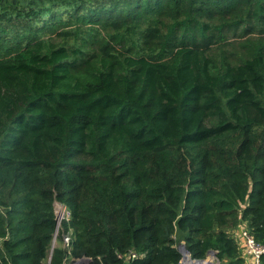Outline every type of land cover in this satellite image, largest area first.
Returning <instances> with one entry per match:
<instances>
[{
    "label": "trees",
    "instance_id": "16d2710c",
    "mask_svg": "<svg viewBox=\"0 0 264 264\" xmlns=\"http://www.w3.org/2000/svg\"><path fill=\"white\" fill-rule=\"evenodd\" d=\"M243 221L264 243V0H0V264H245Z\"/></svg>",
    "mask_w": 264,
    "mask_h": 264
},
{
    "label": "built area",
    "instance_id": "2783aa9c",
    "mask_svg": "<svg viewBox=\"0 0 264 264\" xmlns=\"http://www.w3.org/2000/svg\"><path fill=\"white\" fill-rule=\"evenodd\" d=\"M63 207V212L57 213L56 210L58 223H61L62 219H68L70 217V211L65 206ZM233 236L236 238L240 245V252L245 259V264H264V243L256 240L254 234L250 231L245 221L241 222L238 227L233 231ZM70 238V234L64 235V240L66 244L70 242ZM118 254L120 257L125 259L124 264H129L130 260L143 255L142 253L139 254L134 251H129L124 254ZM184 256L186 259L182 257V261L180 264H196V261L188 257V254ZM73 259L75 260L77 258Z\"/></svg>",
    "mask_w": 264,
    "mask_h": 264
},
{
    "label": "water",
    "instance_id": "95a60500",
    "mask_svg": "<svg viewBox=\"0 0 264 264\" xmlns=\"http://www.w3.org/2000/svg\"><path fill=\"white\" fill-rule=\"evenodd\" d=\"M56 233H57V229H56V232H55V237H56ZM55 237H54V240H55ZM53 246H54V241H53ZM179 247H180V250H181V252L183 254V258H185L184 255H187L188 254V257H190L192 260L196 261V264H208V262H206L208 260L206 257L205 258H194V257H192L189 249H187V247L185 246V244L181 243V245ZM216 253H217V250L210 249L208 251V253H207V256H209V255H216ZM90 260H91V257H89V256H83V257H79V258L75 259L72 264H82L83 262H85L87 264H90Z\"/></svg>",
    "mask_w": 264,
    "mask_h": 264
},
{
    "label": "rangeland",
    "instance_id": "374dc122",
    "mask_svg": "<svg viewBox=\"0 0 264 264\" xmlns=\"http://www.w3.org/2000/svg\"><path fill=\"white\" fill-rule=\"evenodd\" d=\"M59 205H62L60 202H56L55 203V208H56V210H57V213H60V212H63V210H64V205H62V206H59ZM58 227H59V229H60V225H58ZM59 229L57 230V233L59 232ZM57 233H56V237H55V240H54V245H59L61 242H59V240H57ZM64 244H65V242H64ZM211 255H209V256H206V258L208 259V261H211L212 262V260H209V257H210ZM183 257V256H182ZM205 258V257H204ZM182 261V260H181ZM74 262V259L72 258V259H70L69 260V263L70 264H72ZM82 264H86L85 262H83Z\"/></svg>",
    "mask_w": 264,
    "mask_h": 264
},
{
    "label": "crops",
    "instance_id": "0c3cea01",
    "mask_svg": "<svg viewBox=\"0 0 264 264\" xmlns=\"http://www.w3.org/2000/svg\"><path fill=\"white\" fill-rule=\"evenodd\" d=\"M209 260H212V263L213 264H219L220 263V261L218 260V258H216V255H211L210 257H209ZM211 262V261H210Z\"/></svg>",
    "mask_w": 264,
    "mask_h": 264
},
{
    "label": "bare ground",
    "instance_id": "6f19581e",
    "mask_svg": "<svg viewBox=\"0 0 264 264\" xmlns=\"http://www.w3.org/2000/svg\"><path fill=\"white\" fill-rule=\"evenodd\" d=\"M58 225H60V223L58 224ZM238 227V226H237ZM257 240V239H256ZM258 241V240H257ZM240 246V245H239ZM263 260H264V257H263ZM206 262H208V264H213L212 262H210V261H206Z\"/></svg>",
    "mask_w": 264,
    "mask_h": 264
}]
</instances>
